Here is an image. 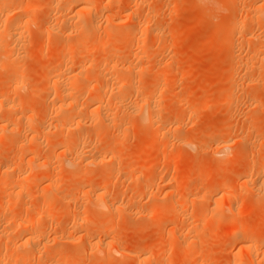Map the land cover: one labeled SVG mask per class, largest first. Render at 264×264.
Listing matches in <instances>:
<instances>
[{
	"label": "rangeland",
	"instance_id": "obj_1",
	"mask_svg": "<svg viewBox=\"0 0 264 264\" xmlns=\"http://www.w3.org/2000/svg\"><path fill=\"white\" fill-rule=\"evenodd\" d=\"M80 2L0 0V31L18 33L22 48L10 57L13 38H0V98L16 108L0 111L11 129L0 137V264L13 254L15 264H251L253 240L264 264V0H91L77 15ZM98 67L110 93L98 92ZM75 73V105L56 113L62 95L47 79ZM96 92L110 122L88 108ZM215 200L226 208L218 219Z\"/></svg>",
	"mask_w": 264,
	"mask_h": 264
},
{
	"label": "bare ground",
	"instance_id": "obj_2",
	"mask_svg": "<svg viewBox=\"0 0 264 264\" xmlns=\"http://www.w3.org/2000/svg\"><path fill=\"white\" fill-rule=\"evenodd\" d=\"M74 1H75V0H74ZM90 1H91V0H81L80 4L78 5V6H79V10H76V13H77L78 11H79V13H80V12L82 13V11L84 12V11L86 10V8H88V7H86V6H87L88 3H90ZM105 2H106V4H108V3L110 2V0H105ZM76 4H77V3H76ZM78 6H77V8H78ZM259 7H260V6H259ZM34 9H36V8H34ZM34 9H33V8H32V9H29V10H28V9H26V10L23 9V11H20L18 17H19V16H20V17H23V16H25L26 14H29V13L33 14V13L35 12ZM262 9H263V8H262ZM20 10H21V9H20ZM87 10H88V9H87ZM87 10H86V11H87ZM7 11H8V10H7ZM86 11H85V12H86ZM88 11H89V10H88ZM10 14H11V12H10ZM3 15H4V14H3ZM77 15H78V13H77ZM4 18H6V16H5ZM7 18H8V17H7ZM92 18H93V19H92ZM92 18H91L90 21H89L90 24H91L90 26H91V29H92V27H93L92 30H95V31H96V29H97L98 27H100L99 24H98L100 21H99V22L97 21L98 18H94V17H92ZM76 19H77V18H76ZM152 19H153V18H152ZM152 19H151V17H150V21H152ZM154 19H155V18H154ZM68 20H69V19H68ZM8 21H10V20H8ZM74 21H75V20H74ZM78 21H79V20H78ZM78 21H77V23H78ZM117 21H118V20H117ZM72 22H73V21H72ZM72 22H71L70 24H71V25H74L73 27H75V26L77 27L78 25H80L79 23H78V25H77L76 21H75V23H74V22L72 23ZM81 22H82V21H81ZM113 22H114V21H113ZM115 22H116V21H115ZM117 23H119V22H116V25H117ZM70 24H69V25H70ZM71 25H70V26H71ZM112 25H113V24H112ZM116 25H115V26H116ZM234 26H235V25H234ZM78 27H79V26H78ZM116 27H117V26H116ZM95 28H96V29H95ZM91 29H90V30H91ZM129 29H130V28H129ZM140 29H141V27H140ZM48 30H49V28H48ZM127 30H128V29H127ZM127 30H126V31H127ZM97 31H98V30H97ZM126 31H125V33H128V32H126ZM130 31H132V32H131V33L129 32L128 34H129L131 37H133V38H135V37L138 35V33H139V30L136 31V32H138V33L133 32V30H130ZM140 31H141V30H140ZM123 32H124V31H123ZM151 32H152V31H151ZM8 33H9V31H8ZM5 34H6V31H5V32H4V30H3V31H0V38L3 39L4 37H8V36L10 37V35H11V37L13 38V39H12L13 41H12V44H11L12 47H11L10 49L8 48V49H9V51H8L9 54H8V55H9L10 57H12L11 55L14 54V53L16 52V48H17V47H18L19 50L22 49V48H21V49L19 48L20 43H21V42L19 43V38H20V37L18 38V33H17V34H16V33H13V34L9 33V35L7 34L8 36H7V35L5 36ZM88 34H89V33H88ZM90 34H91V33H90ZM128 34H127V35H128ZM155 34H156V33H155ZM94 35H95V34H94ZM123 35H124V34H123ZM11 37H10V38H11ZM95 38H96V37H95ZM81 39H82V38H81ZM110 39H111V36H110ZM110 39H109V40H110ZM0 40H1V39H0ZM20 40H21V39H20ZM96 40H97V38H96ZM80 41H81V40H80ZM82 41H83V40H82ZM100 43H101V42H100ZM77 44H78V43H77ZM80 45H81V44H80ZM0 47H1V46H0ZM78 47H79V46H78ZM70 49H72V48H70V47L68 46V47H66L65 50L70 51ZM76 49H77V47H76ZM88 49H89V48H88ZM160 49H161V48H160ZM1 50H2V48H1ZM17 51H18V50H17ZM8 52H7V53H8ZM17 53H18V52H17ZM86 53H87V52H86ZM17 55H18V54H17ZM138 55H139V57H140L141 54H138ZM14 56H15V55H14ZM83 56H84V55H83ZM6 57H7V56H6ZM10 57H8V58L10 59ZM262 57H263V56H262ZM6 59H7V58H6ZM9 59H8V61H9ZM84 59H85V58H84ZM263 59H264V58H263ZM88 60H89V59H88ZM12 61H13V59H12ZM85 61H86V60H84V62H85ZM89 61H90V60H89ZM89 61H86V62L89 63ZM9 62H10V61H9ZM96 62H97V61H96ZM7 63H8V62H7ZM7 63H6V64H7ZM88 63H86V64H88ZM117 63H118V62H117ZM8 64H9V63H8ZM82 64H83V63H82ZM84 64H85V63H84ZM86 66H87V65H86ZM81 67H83V66H81ZM84 67H85V66H84ZM105 67H106V66H105ZM6 68H7V66H6ZM6 68L4 67V68H2V69L4 70V69H6ZM98 68H99V67H98ZM98 68H97V69H98ZM102 68H103V67H102ZM60 69L62 70V68H60ZM79 69H80V68H79ZM81 69H82V68H81ZM83 69H84V68H83ZM83 69H82V70H83ZM95 69H96V68H95ZM99 69H100V70H99ZM99 69H98V70H99V71H98V74H99V72H100V75H101L102 73L105 72V71H104L105 69H103V71L101 70V67H100ZM21 70H22V69H21ZM61 70H58V72H60ZM130 70H132V69L130 68ZM15 71H16V70H15ZM18 71H20V70H18ZM101 71H102V73H101ZM107 71H108V70H107ZM20 72H21V71H20ZM60 73H61V72H60ZM76 73H77V72H76ZM76 73H75V74H76ZM131 73H132V72H131ZM20 74H21V73H20ZM20 74H19V72L15 73L14 81H13V79H12L11 81H13V82L10 81V84H9V81H8V84H9L8 87H7L8 89H9V86H10V88H12V91H13V90H16L15 92H17V91H19V89H20L19 87L22 88V85H20V83H21V81H22V80L20 81V79H21V78L19 77V76H21ZM56 74H57V73H56ZM52 75H53V74H52ZM52 75H51V76H52ZM58 75H59V73H58ZM76 75H78V74H76ZM96 75H97V74H96ZM107 75L110 76L111 74L109 73V74H107ZM51 76H50V79L48 78L49 80L47 79L48 84H51V85H49V86L57 85L56 87H58L59 89L56 88V89H57L56 92H57V91L59 92V90H60L59 93H61V95H62V97H61V95L59 96V93L57 92L58 97H61V98H60V100H57V102L54 101L55 103H54L53 106L51 105V106L53 107V109H52V107H51V110L55 111V110H57V109H54V108H59V109H60V108H62V107H64V106H65V107H66V106H70V108H71V105H72V108H73V106H74L75 104L73 105V102H72V101H75V98H73L75 95L71 98V96H69V94H67V91L69 90V92H71L70 89H71V90H75V91H78V90H79V88H80V87H79L80 76L78 75V76H79V77H78V76L72 75L73 77L75 76V79L78 78L77 81H76V80L73 81L72 79H70V78L72 77V76H70V75H69L70 77L67 75L69 78L65 77L64 79H61L62 77H60V76H59L60 78H58L57 75H56L57 78L55 77L54 79H52ZM101 76L103 77V76H105V75L102 74ZM101 76H100V78H101ZM76 77H77V78H76ZM97 77H98V76H97ZM132 77H133V76H132ZM103 78L106 79V76L103 77ZM107 78H108V79H106V80L104 79V80L106 81V83H104L105 85H104V84L102 85L101 83H99V84H101V86H100V90H99L98 92H104V94H105V92H106V93H107V92L110 93V92L113 90V89H112V86H113V85L110 86V83H109V81H111V80H110L111 78L109 79L108 76H107ZM60 79H61V80H60ZM71 80H72V81H71ZM83 80H84V79H83ZM104 80H103V81H104ZM107 80H108V81H107ZM112 80H114V79H112ZM123 80H124V79H123ZM47 81H46V82H47ZM81 81H82V80H81ZM92 81H93V80H92ZM93 82H94V81H93ZM97 82H98V81H97ZM112 82H114V81H112ZM125 82H126V81H125ZM83 83H84V82H83ZM121 83H122V82H121ZM121 83H120V85H121ZM46 84H47V83H46ZM81 84H82V83H81ZM90 84H91V83H90ZM93 84H94V83H93ZM96 84H97V83H96ZM19 85H20V86H19ZM82 85H85V84H82ZM88 85H89V84H88ZM91 85H92V84H91ZM94 85H95V84H94ZM120 85H118L117 88H119ZM122 85H124V84H122ZM125 85L127 86L126 83H125ZM125 85H124V86H125ZM97 86H98V84H97ZM130 86H131V84H130ZM52 87H53V86H52ZM68 87H69L70 89H69ZM127 87H128V86H127ZM50 88H51V87H50ZM94 88H95V87H94ZM17 89H18V90H17ZM77 89H78V90H77ZM96 89L98 90V89H99V86H98ZM114 89H115V88H114ZM120 89H121V88H120ZM20 90H21V89H20ZM84 90H85V89H84ZM87 90H88V89H87ZM2 91H3V90H2ZM2 91H1V92H2ZM12 91H11V92H12ZM72 92H73V91H72ZM83 92H84V91H83ZM92 92H95V91H92ZM98 92H96L97 94L95 93V95L92 94V97H93V98H91V102H90V105H89L88 108H90V106H91V107H92L91 110H92L93 112L95 111V114L97 115V117L100 115V117H98V118H100L101 120L104 118L105 120H107V121L110 122V120H108V119H109V117H112V118H113V114L110 113V112H107V111H109V110H107L106 112L112 114V116L109 115V114H107V113H106V114L104 113V116L101 118V115H102V113L104 112L103 110H104V109H107V108H106V106H105V107L102 106V107H104V109L102 108V109H103V110H102L103 112L101 111V107L99 106V105L101 104V103L99 104V101H100L101 99H99V95H100V94H99ZM12 93H13V92H12ZM12 93H11V94H12ZM15 94H17V93H15ZM0 95H1V93H0ZM2 95H4V94H2ZM70 95H73V94H70ZM93 95H94V96H93ZM115 95H116V94H115ZM3 97H4V96H3ZM116 97H118V96H116ZM116 97H114V99H115V100H118V98L116 99ZM1 98H2V97H1ZM1 98H0V111H2L3 109L1 110V108H4V106H5V109H4V110H7V113L10 114V113H12V112H15V111H13V109H16V108H14V106L10 105L9 102H7V101L10 99V97L7 98V99H8V100H6L7 103H5V101H2ZM11 98H12V97H11ZM88 98H89V97H88ZM112 98H113V97H112ZM4 99H5V98H4ZM73 99H74V100H73ZM145 99H146V98H145ZM151 99H152V100L149 101V105H150L152 108L156 109L155 107L159 105V104L157 103V102H159V101H156L157 99H155L154 97L151 98ZM11 100H12V99H11ZM11 100H9V101L11 102ZM77 100H78V99H77ZM111 100H112V99H111ZM115 100H113V101H114V104H115ZM121 100H122V99H121ZM143 100H144V99H143ZM118 101H120V98H119ZM123 101H124V100H123ZM144 101H145V100H144ZM75 102H76V101H75ZM110 102H111V101H110ZM120 102H121V101H120ZM120 102H118V103L120 104ZM85 103H87V102H85ZM112 103H113V102H112ZM118 103H117V101H116V104H118ZM159 103H160V102H159ZM23 104H24V103H23ZM78 104H79V103H78ZM107 104H108V103H107ZM116 104H115V105H116ZM157 104H158V105H157ZM26 105H27V103H26ZM55 105H57V106L55 107ZM123 105H124V104H123ZM123 105H122V106H123ZM78 106H79V105H78ZM116 106H117V105H116ZM122 106H121V107H122ZM82 107H83V106H82ZM109 107H110V106H109ZM113 107H114V106H113ZM118 107H119V109H120V105H119ZM67 108H68V107H67ZM70 108H68V110H69ZM85 108H86V107H85ZM88 108H87V109H88ZM114 108H115V107H114ZM124 108H125V107H124ZM157 108H158V107H157ZM62 109H63V108H62ZM108 109H109V108H108ZM125 109H126V108H125ZM97 110H99V112H101V113H99V112L97 113V112H96ZM110 110H111V109H110ZM120 110H121V109H120ZM123 110H124V109H123ZM17 111H18V110H17ZM48 111H49V110H48ZM58 111H59V110H58ZM92 111H90V112H91V113H89L90 115H92V113H93ZM116 111H117V110H116ZM55 112H56V111H55ZM64 112H65V111H64ZM64 112H62V113H64ZM122 112H123V111H122ZM53 113H54V112H53ZM56 113H57V112H56ZM72 113H74V112H72ZM123 113H124V112H123ZM125 113H126V112H125ZM12 114H14V113H12ZM95 114H94V116H95ZM98 114H99V115H98ZM127 114H128V113H127ZM65 115H66V114H65ZM8 116H9V115H8ZM62 116H63V115H62ZM124 116H125V115H124ZM66 117H67V115H66ZM75 117H76V116H75ZM61 118H62V117H61ZM63 118H64V117H63ZM70 118L73 119V118H74V115H72V117H70ZM112 118H110V119L112 120ZM27 120H28V118H27ZM27 120L25 119V121H27ZM59 120H60V119H59ZM66 120H67V118H66ZM74 120H75V118H74ZM154 120H155V118H154ZM64 121H65V120H64ZM64 121H63V122H64ZM70 121H72V120H70ZM70 121H68V122H70ZM103 121H104V120H103ZM107 121H106V122H107ZM68 122H67V123H68ZM76 122H77V120H76ZM76 122H75V124H76ZM79 122H80V121H79ZM104 122H105V121H104ZM54 123H55V122H54ZM58 123L62 126V124L60 123V121H59V122H58V121L56 122V124H58ZM73 123H74V122H73ZM73 123H72V125H74ZM107 123H108V122H107ZM111 123H112V122H111ZM59 124L56 125V126L58 127ZM69 124L71 125V123H68V125H69ZM112 124H113V123H112ZM115 124H116V122H115ZM120 124H121V123H120ZM24 125H25V124H24ZM52 125H53V124H52ZM63 125H64V124H63ZM25 126H26V125H25ZM56 126H55V127H56ZM117 126H118V125H117ZM59 127H60V126H59ZM70 127H71V126H70ZM108 127H109V126H108ZM6 129L8 130V129H10V128H9L6 124H3V123L0 124V137L4 136V131H6ZM67 129H68V128H67ZM67 129H65V130H67ZM69 129H71V128H69ZM10 130H11V129H10ZM12 132H14V129H13ZM17 132H18V131H17ZM67 132H69V131H67ZM14 133H15V132H14ZM33 133H34V132H33ZM65 133H66V131H65ZM69 133H70V132H69ZM35 134H36V133H35ZM15 135H16V134H15ZM17 135H19V133H18ZM23 135H24V134H23ZM123 135H124V134H123ZM33 138H37V137L33 136ZM31 139H32V138H31ZM62 139H63V138H62ZM62 139H61V140L59 139V141H60L59 144H63V143L65 142V140L63 139L64 141H63V143H61V142H62ZM2 140H3V139H2ZM28 142H29V141H28ZM66 143H67V142H65L63 145L65 146V145L69 144V143H67V144H66ZM61 146H62V145H61ZM223 147L225 148V146H222L221 149L224 150ZM33 148H34V147H33L32 145H30V144L25 145V146L23 145V146L21 147V151H24V152H25V150H31V149L33 150ZM61 148H62V147H61ZM64 148H65V147H64ZM80 151H81V149H80ZM83 151H84V150H83ZM221 151H222V150H221ZM77 152H78V150H77ZM87 152H90V150L87 151ZM91 152H92V151H91ZM85 153H86V152H85ZM85 153H84V154H85ZM79 155H80V154H79ZM82 155H83V154H82ZM52 156H53V153H52ZM52 156H50V158H51ZM76 156H77V155H76ZM80 156H81V155H80ZM80 156H79V157H80ZM72 157H73V156H72ZM74 158H75V157H74ZM84 159H85V158H84ZM72 160H73V159L69 158V159H67L66 161H65V160L62 161V162H63V165L66 163V164H65L66 167H69L70 165L73 166L74 162H72ZM90 160H91V159H90ZM73 161H74V160H73ZM80 161H84V160H80ZM33 162H34V161H33ZM64 162H65V163H64ZM38 163H39V162H38ZM86 163H90V162H86ZM38 165H40V164H38ZM38 165H37V166H38ZM89 165H90V164H89ZM40 166L42 167V163H41ZM47 166H48V167H47V170H48V171H50V170L53 169L51 166H49V165H47ZM74 166H75V165H74ZM84 166H85V165H84ZM10 167H11V166H10ZM10 167H7V168H10ZM41 167H40V168H41ZM44 167H46V164H45V166L43 165L42 168H44ZM70 167H71V166H70ZM38 168H39V166H38ZM54 169H56V167H55ZM54 169H53V170H54ZM109 171L111 172V170H109ZM32 173H33V172H32ZM32 173H31V175H29V176H27V177L25 178V181H24L22 187H27V186H29L30 184L36 182L37 179H40V177H41L42 175L45 174L43 171H38V172H36V173H34V174H32ZM260 173H264V169H262V171H261ZM15 177H16V176H15ZM18 177H19V176H18ZM13 179H14V178H13ZM16 179H18V178H16ZM19 179H20V178H19ZM7 181H8V180H7ZM14 181H15V179H14V180H12V179L9 180V182H10V183L14 186V188H15V185H16L15 182H16V181H15V182H14ZM2 182H3V181H2ZM224 195H226L228 201H230V202L233 201V204H234V201H235V199H234V198H235V195H234V193H233L231 190H230V191H226V193H224ZM48 196H49V195H48ZM98 196H99V194H98ZM103 196H104V195H103ZM100 197H101V196H100ZM41 198H42V197H41ZM50 198H51V197H50ZM194 198H195V197H194ZM236 198H237V197H236ZM48 200H51V199H48V197L44 196V197L40 200V204H41L42 206L49 205V204H48V203H49ZM188 200H189V199H188ZM196 200H197V199H196ZM217 201H218V200H215V201H214V203H215L214 206L217 207V209H216L217 211H216L215 213H213V216H214L213 218H217V219H218V218H220V217L224 214V210H225L226 208L223 210V209L219 206L220 203H218ZM104 203H105V202H104ZM214 203H213V204H214ZM217 203H218V204H217ZM228 203H229V202H228ZM38 204H39V203H38ZM208 204H209V203H208ZM216 204H217V205H216ZM233 204L230 203V205H227V207L229 206L228 209L230 210V212H231V213L233 214V216H234V217L232 216V217H233V220L231 219L232 221H231V223H229V224H231L230 227L235 228V227H237V223H236V220H235L234 218H235V216H236L235 214H236L237 212H236V207H235V205L233 206ZM235 204H236V203H235ZM50 205H51V204H50ZM102 205H103V203H102ZM111 205H112V204H111ZM220 205H221V204H220ZM105 206H106V205H105ZM112 206H113V205H112ZM212 206H213V205H212ZM214 206H213V207H214ZM221 206H222V205H221ZM216 207H215V208H216ZM222 207H223V206H222ZM45 208H46V207H45ZM215 208H214V209H215ZM114 209H115V208H114ZM110 210H111V209H110ZM99 211H101V210H99ZM102 211H103V210H102ZM100 213H101V212H100ZM101 214H102V213H101ZM28 218H29V217H28ZM28 218H27V217L23 218L22 221H21V223H20V225H24V224H26V223L31 222V221H30L31 219H28ZM92 220H93L92 217H89V218H85V217L81 218V217H80V218L78 219V223H77V224L79 225V224H82V222H83V223H84V222H90V221H92ZM77 224H76V225H77ZM18 225H19V224H18ZM78 225H77V226H78ZM194 227H195V226H194ZM194 227H191V228L189 227V229H188L189 233H190V230H191V229H193V230L196 229V228H194ZM230 227H229V228H230ZM235 229H236V228H235ZM235 229H234V230H235ZM237 229H238V228H237ZM241 229H242V228H241ZM241 229H240V230H241ZM244 229H245V228H243V230H244ZM6 230H7V229H6ZM234 230H233V231H234ZM191 231H192V230H191ZM229 231H230V230H229ZM8 232H9V231H8ZM26 235H27V234H26ZM27 236H28V238H27ZM27 236H26L27 242H29V243H33V244H34V248L37 249V248L39 247V244L37 245V244H36V241L38 240V238L40 239V237H37V238H36L37 235H36L35 232H30ZM5 240H6V238H5ZM159 240H160V239H159ZM8 241H9V240H8ZM5 242H7V240H6ZM157 243H158V242H157ZM3 244H4V243H3ZM27 244H28V243H27ZM9 245H10V243H9ZM9 245H8V246H9ZM188 245H189V244H188ZM237 245H238V244H237ZM2 246H3V245H2ZM6 246H7V243H5V244H4V247H2V248H6ZM42 246H43V244H42ZM240 246H241V245H240ZM240 246H237V247L240 248ZM243 246H244V245H243ZM108 247H109V246H108ZM188 247H189V246H188ZM188 247H187V248H188ZM245 248H247L248 253H250V255H251V256H249V258H250V260H251V261H250L251 264H261L260 262L258 263L257 257H255V254H257L256 250L258 251L256 242H255L254 240H253V241H250V244L247 245V246H245ZM0 249H1V248H0ZM32 249H33V248H32ZM35 249H34V250H35ZM118 249H119V248H118ZM118 249H117V250H118ZM37 250H38V249H37ZM35 252H36V251H34V253H35ZM118 252H119V253H122L121 250H119ZM37 253H38V252H37ZM262 253L264 254V251H262ZM117 254H118V253H117ZM122 254H123V253H122ZM132 255H133V254H132ZM132 255H131V254H128V252H127V254H125L124 256H127V257L130 259V258H132ZM248 255H249V254H248ZM256 256H257V255H256ZM10 259H11V258H10ZM20 259H21V257H20ZM11 260H12V261H11ZM11 260H10V261H11L12 263H10V264H15V262L19 261V260H18V256H17V255H14V254H13ZM21 264H22V263H21ZM23 264H27L26 261H25V263L23 262Z\"/></svg>",
	"mask_w": 264,
	"mask_h": 264
}]
</instances>
